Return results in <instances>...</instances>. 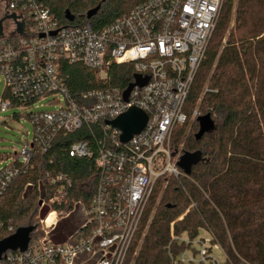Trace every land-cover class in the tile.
<instances>
[{
    "label": "built area",
    "instance_id": "1",
    "mask_svg": "<svg viewBox=\"0 0 264 264\" xmlns=\"http://www.w3.org/2000/svg\"><path fill=\"white\" fill-rule=\"evenodd\" d=\"M222 3L147 0L95 28L90 24L63 26L38 0H0L3 17L15 15L16 22L23 24L21 33L12 20L2 24L0 79L10 97L2 107L14 102L27 111L32 125L31 139L0 170V201L10 184L30 170L34 155L48 151L60 132L88 130L90 140L72 144L68 155L92 159L98 171L94 195L83 207L86 221L79 230L64 242H56L52 233L62 212L39 215L40 235L31 244L29 241L25 251L3 253L0 264H126L158 179L181 176L177 163L182 153L172 149V136L176 127L189 121L185 103ZM62 62L94 72L100 87L73 98L60 75ZM113 65H131L133 77L146 79L143 86L132 88L126 101V88L109 85ZM134 82L132 78L129 83ZM50 97L58 107L38 110L39 102ZM130 108L144 112L147 122L139 134L122 143L120 132L106 122ZM197 114L193 111L192 119ZM49 176L45 177L49 184L58 188L54 196L41 201L40 208L59 205L71 185L64 176ZM14 232L0 220V241ZM209 236L211 246L223 252ZM180 242L187 248L170 256L169 264H219L205 240H199L200 249L192 255L184 254L192 241ZM223 254L226 264H249L241 259L232 262Z\"/></svg>",
    "mask_w": 264,
    "mask_h": 264
},
{
    "label": "trees",
    "instance_id": "2",
    "mask_svg": "<svg viewBox=\"0 0 264 264\" xmlns=\"http://www.w3.org/2000/svg\"><path fill=\"white\" fill-rule=\"evenodd\" d=\"M38 1L63 26L100 28L147 0ZM98 6L95 16L86 19V13ZM65 11L73 22L64 19ZM60 75L75 99L100 87L95 73L81 65L62 62ZM132 78L131 65L110 68L113 87L126 88ZM6 96L10 98L8 92ZM197 104L199 112L192 119ZM184 112L189 121L174 129L171 147L182 154L199 153L200 159L188 174L179 168L178 178L158 179L126 264H169L170 256L187 248L180 239L192 241L199 231L212 235V242L232 262L264 264V0H223ZM205 116L212 130L197 139L198 118ZM186 128L194 130L190 137ZM87 131L83 127L72 134L58 133L49 150L36 153L30 170L1 198L0 220L14 231L32 227L30 244L40 235L37 216L49 211L69 214L76 205L87 207L91 202L98 178L94 161L68 155L72 144L90 140ZM47 174L64 176L71 185L59 205L40 208L38 202L54 196L58 188L49 184Z\"/></svg>",
    "mask_w": 264,
    "mask_h": 264
},
{
    "label": "rangeland",
    "instance_id": "3",
    "mask_svg": "<svg viewBox=\"0 0 264 264\" xmlns=\"http://www.w3.org/2000/svg\"><path fill=\"white\" fill-rule=\"evenodd\" d=\"M206 87H208V84L205 86V88ZM6 99L7 96L6 90L4 89V82L2 79H0V170L10 163V159L14 155V153H16L21 148V145L24 142L29 141L32 136V125L29 122L28 117H26L27 111L21 110L17 107L3 108V102ZM39 105L40 107H38V110L41 111H53L58 107V103H53V98L51 97L40 101L38 106ZM194 111L199 112L198 104L195 106ZM193 131V129L190 130L189 128L188 130V128H186V136L190 137L193 134ZM161 185L164 187L165 183H161ZM155 186L147 203L144 215L147 211V208L149 207L151 199L155 194ZM26 190L27 187L25 186L24 191ZM159 197L160 195L157 196L156 202L152 206L150 213L148 214L146 226L150 222L155 212L156 204L159 201ZM85 221L86 215L83 206H75L72 212L59 217L58 225L52 233L54 240L56 242H64L73 232L79 230ZM143 232H145V230ZM185 240L190 241L187 238ZM199 240L206 241L207 246L211 247L212 249V257L217 260L219 264H226V259L224 257L223 252L220 249H215L213 246H211V244L209 243L210 236L209 233L206 231H199L197 238L192 240L190 248L187 249L184 254L192 255L193 251L200 249ZM181 256L182 255H180L178 259H180Z\"/></svg>",
    "mask_w": 264,
    "mask_h": 264
},
{
    "label": "water",
    "instance_id": "4",
    "mask_svg": "<svg viewBox=\"0 0 264 264\" xmlns=\"http://www.w3.org/2000/svg\"><path fill=\"white\" fill-rule=\"evenodd\" d=\"M104 1V0H103ZM99 6L92 10H89L85 17L86 19H91L98 12ZM64 19L67 22H73L74 17L68 12H64ZM12 20L16 24V32L21 33L23 24L16 22L17 17L15 15H5L0 19V35H2L3 22ZM55 33H52L54 35ZM134 83L128 84L123 92V99L126 101L127 97L134 86H143L146 83V79L141 80L134 76ZM147 122V116L144 112L137 108H130L125 113L121 114L112 121L106 122L107 126L116 129L120 132V141L125 143L129 141L132 136L139 134L145 127ZM199 132L196 135L198 139L202 134L212 130V122L210 119L205 117L198 118ZM200 159L199 153H184L180 156L177 166L183 171V173L188 174L191 167L195 165ZM41 205V201L38 202ZM33 231L32 227L28 228H18L11 236L0 241V256L6 251H25L29 240L30 234Z\"/></svg>",
    "mask_w": 264,
    "mask_h": 264
},
{
    "label": "flooded vegetation",
    "instance_id": "5",
    "mask_svg": "<svg viewBox=\"0 0 264 264\" xmlns=\"http://www.w3.org/2000/svg\"><path fill=\"white\" fill-rule=\"evenodd\" d=\"M2 11H4L3 9H0V19L3 18V13Z\"/></svg>",
    "mask_w": 264,
    "mask_h": 264
},
{
    "label": "bare ground",
    "instance_id": "6",
    "mask_svg": "<svg viewBox=\"0 0 264 264\" xmlns=\"http://www.w3.org/2000/svg\"><path fill=\"white\" fill-rule=\"evenodd\" d=\"M52 217V216H51ZM51 217H50V219H51ZM50 221V220H49Z\"/></svg>",
    "mask_w": 264,
    "mask_h": 264
}]
</instances>
